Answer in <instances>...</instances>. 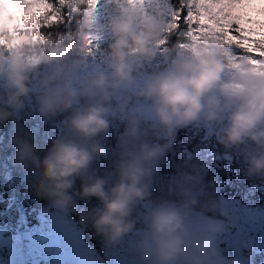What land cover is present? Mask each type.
Masks as SVG:
<instances>
[{
    "label": "clouds",
    "instance_id": "1",
    "mask_svg": "<svg viewBox=\"0 0 264 264\" xmlns=\"http://www.w3.org/2000/svg\"><path fill=\"white\" fill-rule=\"evenodd\" d=\"M140 8L126 2L117 6L106 26L110 38L101 51L103 65L83 78L80 69L84 57L77 53L90 31L87 18L81 20L75 38L47 50L41 62L51 66V90L40 99L41 111L73 108L82 97L89 102L73 109L65 134L54 139L42 157L31 140L17 137L16 161L32 170L37 194L60 209H75L77 196L98 198L101 206L81 211L82 222H90L106 244L135 230L144 264H243L239 258L217 255L213 243L219 226L211 219L199 234L190 229L187 217L196 196L187 187L180 189L183 198L179 202L155 203L146 213L145 227L135 228L133 211L149 196L152 166L164 149L140 140L135 116L127 122L110 186L107 178L91 170L93 160L105 154L95 138L108 132L109 105L114 99L125 105L129 93L134 92L148 102L160 129L169 137L177 127L193 121L219 123L226 119L221 143L233 148L250 142L254 148L243 149L246 174L264 175V76L229 71L227 56L209 41L196 48L170 50L164 67L138 79L156 58L161 37L158 21L142 15ZM91 31L97 33L96 23ZM35 67L26 54L11 62L0 58V87L5 90L0 94V123L12 116L13 110L23 108ZM77 178L81 181L78 191L74 187ZM205 207L211 211L218 204L209 201Z\"/></svg>",
    "mask_w": 264,
    "mask_h": 264
},
{
    "label": "trees",
    "instance_id": "2",
    "mask_svg": "<svg viewBox=\"0 0 264 264\" xmlns=\"http://www.w3.org/2000/svg\"><path fill=\"white\" fill-rule=\"evenodd\" d=\"M117 6L116 0H98L95 23L100 36L96 42L99 47L89 55L83 44L77 53L84 57L80 69L82 78L103 65L101 51L107 47L110 38L106 26L117 11ZM3 7L0 3V24L4 22ZM8 7L11 8V5ZM261 8H264V4H257L251 14L255 19L264 21V13L259 11ZM80 23L81 20L74 25L75 31L55 42L49 41L45 46L34 45L30 37H21V42L11 50L0 46V58L11 62L16 56L26 54V58L36 65L30 73L31 92L23 108L13 110V115L0 123V264H60L64 249L55 237L65 225L73 229L72 242L80 245L77 250L87 264L143 262L136 247L135 230L115 243L106 244L90 222H82L81 211L101 206L98 198L77 196L74 197L75 209H60L37 194L32 170L16 161L17 137L31 140L36 154L42 157L52 141L65 134L67 118L73 109L89 102L82 97L73 108L54 113H44L40 108L42 95L51 90L48 80L51 66L42 63V57L49 48L75 38ZM178 41L175 33L168 34L165 43L158 46L156 58L138 74V79L142 80L147 73L164 67L166 54L178 49ZM203 43L206 42L200 44ZM200 44L189 48H196ZM64 67H67V63ZM4 91L0 87V94ZM139 98L130 92L125 105L121 106L115 99L109 105L106 117L109 121L108 132L95 138L104 147L105 154L93 160L91 170L94 174L107 178L110 186L115 178L114 165L120 159L125 141L127 122L135 116L140 140L164 146L162 154L152 166L150 194L133 211L135 228L145 227L146 213L155 203L162 200L179 202L183 198L180 189L187 187L196 196L187 221L195 223L211 219L219 226L213 243L217 255L239 258L243 264H264V175L246 174L248 165L243 156L244 148L253 149L254 146L249 142L229 148L221 143L220 133L226 119L217 124L193 121L177 127L169 137L160 129L149 105L146 108L140 106ZM80 183L77 178L74 185L77 191ZM209 201L216 202L218 208L208 210L205 205ZM54 229L57 230L56 235ZM122 256L125 259L121 262L119 258Z\"/></svg>",
    "mask_w": 264,
    "mask_h": 264
},
{
    "label": "snow or ice",
    "instance_id": "3",
    "mask_svg": "<svg viewBox=\"0 0 264 264\" xmlns=\"http://www.w3.org/2000/svg\"><path fill=\"white\" fill-rule=\"evenodd\" d=\"M139 4L144 16L151 15L160 26L157 47L175 33L178 49L201 42L216 44L227 56L226 68L264 76V21L251 14L264 0H116ZM4 22L0 24V46L11 50L30 37L34 45L45 46L75 31L83 18L90 31L84 36V50L91 55L100 36L91 31L96 21L98 0H0ZM11 5V8L8 5ZM264 13V8L259 9ZM183 25V26H181ZM162 33L164 34L162 36Z\"/></svg>",
    "mask_w": 264,
    "mask_h": 264
},
{
    "label": "rangeland",
    "instance_id": "4",
    "mask_svg": "<svg viewBox=\"0 0 264 264\" xmlns=\"http://www.w3.org/2000/svg\"><path fill=\"white\" fill-rule=\"evenodd\" d=\"M42 78H43V76H42ZM138 101H140L141 107H145V108L147 107L146 106V105H148V104H146L147 101L143 100L142 98H139ZM215 124H217V123H215ZM235 155L238 156V153L236 152ZM55 219H56V221L58 220L57 217ZM188 223H189L190 229L194 233L199 234L205 230L206 220H201V221L195 222V223L188 221ZM56 231L57 230L54 229L55 235H56ZM72 231H73V229H69V227L67 225H65L64 229H62L61 231H57L60 233L55 238L58 240L59 245H61L64 249V254L62 255V261L60 262V264H87L82 259L80 252L77 250L78 246H80V245L78 244V246H77L76 244H74V242H72V240L74 239ZM215 237H216V233L214 234V238ZM24 250H26V249H24ZM25 255L27 256V254H25ZM119 259L122 262L123 259H125V257L122 256V258H119ZM213 259L215 260V258H213ZM127 264H129V263H127ZM139 264H144V262H141Z\"/></svg>",
    "mask_w": 264,
    "mask_h": 264
}]
</instances>
